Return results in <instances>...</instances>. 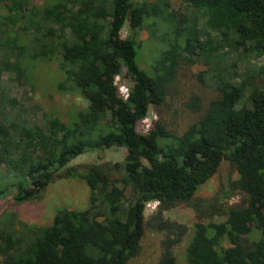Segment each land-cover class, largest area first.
I'll return each instance as SVG.
<instances>
[{
	"label": "trees",
	"instance_id": "16d2710c",
	"mask_svg": "<svg viewBox=\"0 0 264 264\" xmlns=\"http://www.w3.org/2000/svg\"><path fill=\"white\" fill-rule=\"evenodd\" d=\"M0 2V200L33 203L61 178L83 182L90 195L85 209H59L41 227L3 210L0 264H128L141 253L145 228L161 235L154 264H178L174 249L188 229L163 216L178 205L196 219L186 264H264V67L251 63L264 60V0H182L183 10L168 0ZM125 25L130 33L121 38ZM149 45L155 52L145 69L137 59ZM26 60L54 62L63 74L57 90L78 94L85 107L68 121L22 120L1 76L33 82ZM195 63L205 68L196 80L217 96L202 111L197 96L188 98L187 108L201 113L182 132L159 119L139 133L182 65ZM119 74L131 81L126 100ZM113 147L124 149L122 163L68 166ZM223 164L235 175L223 194L237 202L196 197ZM123 187L132 192L127 205ZM149 202L158 206L146 220Z\"/></svg>",
	"mask_w": 264,
	"mask_h": 264
},
{
	"label": "rangeland",
	"instance_id": "374dc122",
	"mask_svg": "<svg viewBox=\"0 0 264 264\" xmlns=\"http://www.w3.org/2000/svg\"><path fill=\"white\" fill-rule=\"evenodd\" d=\"M173 10H183L182 0H168ZM2 12L0 2V13ZM4 12V11H3ZM2 12V13H3ZM130 31L125 25L121 30V38H126ZM146 38V32H140V39ZM159 44L155 45L160 49ZM153 46L149 45V49L141 52L138 64L145 69L148 68L149 61L152 60ZM252 64L257 68L264 67V60L262 57L252 60ZM28 66L27 75L33 78V82L26 83L13 81L9 75L2 74L1 78L5 83V92L7 96L15 98L22 105L24 110L18 111L20 118L26 120L29 124L44 125L46 118L50 116H57L62 120L68 121L71 115L75 114L77 109L85 107L86 102L78 94H70L68 92H59L56 88L57 83L63 79L62 72L57 68L54 62L26 60ZM139 64V65H140ZM182 71L174 84L173 89L167 96L163 107L155 110L149 109L147 116L141 120L137 125L139 133H146L150 128L147 125L164 120L168 126L174 130L182 132L193 121L199 118L200 113L191 112L186 101L190 96H197L201 100V111L206 105L217 96V92L207 85L199 83L195 75L205 68L199 63L193 65H182ZM115 84L118 88V93L123 97L124 91L129 92L131 81L119 74L115 78ZM13 116V115H12ZM11 116V118H12ZM125 151L123 148L113 147L100 151H86L83 154L72 160L68 166H83V165H101V164H116L124 161ZM234 178V174H230L225 166L215 174L208 182L201 185L196 193V197L209 200L217 197L219 203H235L238 197H229L224 192H228V178ZM122 187V186H120ZM124 188L125 205L132 199V192L129 187ZM227 196V197H225ZM89 191L83 182L73 178H61L49 184L40 200L33 203H24L21 205H13L10 198L0 200V213L12 212L16 214L17 220L23 223L34 225L37 227L46 226L51 223L52 217L59 209H85L89 203ZM229 197V198H228ZM148 204V206H147ZM146 204L144 210L145 219L156 211L158 203L149 202ZM165 218L176 221L185 225L188 229L182 242L174 249V256L178 264H186L185 261V247L191 239L194 224L196 222L193 210L187 205H178L163 213ZM218 219V218H217ZM161 235L152 232L145 228V234L142 240V249L138 257L132 259L128 264H154L157 261L159 254V240ZM259 237L257 233H253L250 239Z\"/></svg>",
	"mask_w": 264,
	"mask_h": 264
},
{
	"label": "built area",
	"instance_id": "2783aa9c",
	"mask_svg": "<svg viewBox=\"0 0 264 264\" xmlns=\"http://www.w3.org/2000/svg\"><path fill=\"white\" fill-rule=\"evenodd\" d=\"M119 95H120V94H119ZM127 97H128V91L125 90V91H124V95H123V97L121 96V98L124 99V100H126ZM147 127H148V128L151 127L150 123L147 125ZM154 203L156 204L157 202H154ZM147 206H148V204H147Z\"/></svg>",
	"mask_w": 264,
	"mask_h": 264
}]
</instances>
